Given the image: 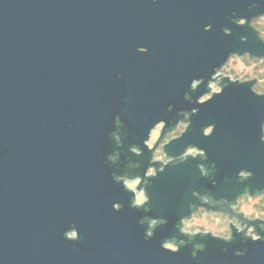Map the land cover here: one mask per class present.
I'll list each match as a JSON object with an SVG mask.
<instances>
[{"label":"water","instance_id":"obj_1","mask_svg":"<svg viewBox=\"0 0 264 264\" xmlns=\"http://www.w3.org/2000/svg\"><path fill=\"white\" fill-rule=\"evenodd\" d=\"M261 16L264 0H0V264H264V240L214 239L220 250L196 255L164 248L188 240L176 223L196 193L231 200L264 188L257 80L226 77L208 101L185 100L209 93L230 54L264 57V43L233 22ZM186 111L197 112L166 150L192 147L216 172L205 177L189 158L152 178L148 217L166 224L149 236L108 166L111 134L119 118L120 152L135 144L149 158L152 130Z\"/></svg>","mask_w":264,"mask_h":264},{"label":"flooded vegetation","instance_id":"obj_2","mask_svg":"<svg viewBox=\"0 0 264 264\" xmlns=\"http://www.w3.org/2000/svg\"><path fill=\"white\" fill-rule=\"evenodd\" d=\"M264 17V16H263ZM257 17L250 21L242 20V19H233V22L239 26H248L253 34L256 35L263 43L264 39L261 37V32L254 27L255 22L259 19L263 18ZM210 27L206 28L209 30ZM224 33L226 35H231L232 32L229 29L224 28ZM243 41H246L243 38ZM140 52H147L145 49H141ZM234 57L239 58H251V59H258L264 62V57L260 56H253L251 53H244L242 55L238 54H230L228 59L225 63H223L214 73L212 76L211 81L209 82V86L213 85L217 87L218 93H220L225 87V81L229 78H226L224 75V71L229 64V62ZM232 81L231 79H229ZM201 81L193 82L191 86V92L196 91L198 86L200 85ZM209 92L212 93L211 86L209 88ZM185 100L187 102H191L192 104H200L203 103L201 100H197L196 102L192 100V96L190 91L185 93ZM197 111L193 112H180L176 115V121H172L169 128H166L165 124L163 125V134L164 137L166 134L171 132H176L183 127L182 133L177 136L172 141L179 139L183 134H185L190 125H191V117ZM118 119H116V130L111 134V141L113 142V149L108 151L107 158H108V166L112 169V175L118 184H125V189L132 191L135 195V202L133 207H142L147 206L149 202V198L147 195V186L150 184L152 178L156 177L160 172H162L167 166H174L179 163L186 162L189 158H196L199 155H204L198 152L196 149L190 147L185 150L184 154L177 157H171L170 153L167 152L166 147L167 145H162L161 152L164 154L162 159H157L156 154L158 153V149L155 150L154 148L149 145V139L145 142V145L148 147L150 151V156L144 155L141 148L135 144H131L129 147V154L124 155L120 152V148L122 147L121 142V130L123 125L120 126L118 124ZM159 126V125H158ZM157 126V127H158ZM156 127V128H157ZM155 129L152 130V132ZM208 130V129H207ZM210 133L206 134L207 136L210 135L213 131V128H209ZM151 132V133H152ZM162 137V138H163ZM161 138V139H162ZM263 138H264V126H263ZM160 139V140H161ZM171 141V142H172ZM159 145V142L156 143V147ZM201 168H205V166H201ZM251 177V174L243 172L240 174V182H245ZM130 185L136 186L135 189H132ZM139 195H142L143 202L137 203ZM197 197L196 205H190L191 213L188 217L183 218L182 220L176 223L177 228L180 230L181 235L185 236L188 240L178 241L177 239H173L164 243V245H171L174 252H178L181 248L187 249L191 251L193 255L198 252L204 251L206 247L212 245L216 250H220L221 247L217 244H214V239L221 240L226 243H235L237 240L241 239V245L247 242H256L264 240V217L257 216L255 218H251L253 215H248L245 211L241 210L242 202L245 200H264V188L262 190H254L251 191L249 187L245 188L242 194H238L236 197L232 198L231 200H227L224 198L216 199L215 196L212 194L211 191L200 195L198 193L195 194ZM117 209H121V207H117ZM204 214V215H221L226 219H229L230 230L226 236L211 234L207 232L200 231L190 232L186 230V226L188 225L191 220L195 218L196 215ZM154 224L162 225L166 224L163 221L155 220L153 221ZM74 234V233H73ZM197 234H210V237H202L200 242L197 243L193 240V236ZM70 235V234H69ZM70 237V236H69ZM198 240V239H197ZM237 255L242 256L244 252L247 250L244 246L240 248Z\"/></svg>","mask_w":264,"mask_h":264},{"label":"rangeland","instance_id":"obj_3","mask_svg":"<svg viewBox=\"0 0 264 264\" xmlns=\"http://www.w3.org/2000/svg\"><path fill=\"white\" fill-rule=\"evenodd\" d=\"M263 17V16H262ZM254 27H256L261 32V37L264 39V17L259 19L257 22H255ZM224 75L226 77H229L232 81L236 82L237 80L241 83L247 81H254L257 80L256 83L253 84V90L256 94L262 95L264 94V62L260 61L258 59H251V58H239L234 57L227 65ZM213 89L212 93L209 92L207 95H205L200 100L204 102L208 101L215 93H218L217 87L213 85H210ZM203 102V103H204ZM183 127L180 128V130L176 132H171L169 134H166L163 141L158 145L156 149H158V153L156 154L157 159L163 158V153L161 152V146L165 144H170L172 139H175L177 136H179L182 131ZM163 133V125H159L155 130L151 133V137L149 140V145L154 148L157 142L160 141V138ZM210 130H206L205 134H209ZM264 139V138H263ZM132 189H135L136 186L130 185ZM143 196L139 195L137 203L143 202ZM241 210L245 211L248 215H253L251 218H255L257 216L264 217V200L258 201V200H245L242 202ZM155 221V220H153ZM154 224V223H153ZM186 230L190 232H207L211 234L226 236L227 233L230 230V224L229 219H226L225 217L221 215H204L199 214L196 215L191 222L188 223V225L185 228ZM70 238H74L75 235L71 233ZM164 248L173 250L171 245H164Z\"/></svg>","mask_w":264,"mask_h":264},{"label":"trees","instance_id":"obj_4","mask_svg":"<svg viewBox=\"0 0 264 264\" xmlns=\"http://www.w3.org/2000/svg\"><path fill=\"white\" fill-rule=\"evenodd\" d=\"M116 124H117V122H116ZM118 124L120 125V126H122V122H121V120L120 119H118ZM177 158V157H176ZM179 158V157H178ZM197 159H201L205 164H206V166H205V168L203 169L202 168V171H203V174H204V176L205 177H207V178H210L216 171H215V167L213 166V165H210L208 162H207V159H206V157H205V155H199L198 157H196ZM122 186H123V188H125V184L123 183L122 184ZM127 190V189H126ZM129 191V190H128ZM129 193L130 194H132L133 195V198H132V205L134 206V202H135V200H136V198H135V195H134V193L132 192V191H129ZM135 208H137V209H139L140 210V212H141V214H142V218H141V220H140V225H142V226H146L147 227V233L149 234V236H151L152 234H150L158 225L157 224H153V220L151 219V218H149L148 217V213H149V210H148V208H147V206H142V207H135ZM74 232V231H73ZM73 232H71V233H73ZM71 233H67L66 234V236H67V238H69V239H71L70 237H69V234H71ZM211 235L210 234H197V235H195V236H193L194 238H193V240L195 241V242H197V243H199L200 242V239L202 238V237H210ZM198 239V240H197ZM202 252V251H201ZM247 252V250L245 251V253ZM198 253H200V252H198ZM197 254V253H196ZM195 254V255H196Z\"/></svg>","mask_w":264,"mask_h":264},{"label":"bare ground","instance_id":"obj_5","mask_svg":"<svg viewBox=\"0 0 264 264\" xmlns=\"http://www.w3.org/2000/svg\"><path fill=\"white\" fill-rule=\"evenodd\" d=\"M74 235H75V237H76V234H75V233H74ZM75 237H74V238H75Z\"/></svg>","mask_w":264,"mask_h":264},{"label":"built area","instance_id":"obj_6","mask_svg":"<svg viewBox=\"0 0 264 264\" xmlns=\"http://www.w3.org/2000/svg\"><path fill=\"white\" fill-rule=\"evenodd\" d=\"M212 88V87H211ZM212 91H213V89H212Z\"/></svg>","mask_w":264,"mask_h":264}]
</instances>
